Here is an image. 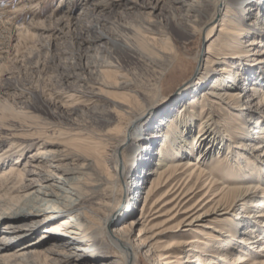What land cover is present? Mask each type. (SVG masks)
Wrapping results in <instances>:
<instances>
[{
  "label": "bare ground",
  "instance_id": "bare-ground-1",
  "mask_svg": "<svg viewBox=\"0 0 264 264\" xmlns=\"http://www.w3.org/2000/svg\"><path fill=\"white\" fill-rule=\"evenodd\" d=\"M118 1H98L95 6L97 13L92 17L94 19L84 26L90 41L97 45L98 52L107 50L111 54L110 47H106L111 45L113 51L127 53L132 56L133 61L151 58L154 53L159 60L169 58L173 48L170 37L166 30L154 28L155 21L152 19L166 3L169 19L176 25L185 30L190 27L195 32L199 30L195 23L204 21L205 28L202 30L205 29V38L212 37L215 31L223 38L220 68H214L215 74L210 77L206 73L199 75L185 87L181 97L183 94L185 97L190 96L189 99L185 98V107H177L180 110L177 109L174 120L168 115L170 110H164L161 102L157 103V88H160L157 79L150 90L153 91L151 102H140V106L137 102L138 111L133 109L127 100L129 97L136 100L138 91L131 89V82L126 78L119 61L116 64L103 61L96 69L99 80L95 81H90L86 75L67 73L65 78H72V87L65 86L61 92L50 94L51 100L61 108L76 110L78 103L87 105L94 98L99 100L103 96L115 108H120V115L128 116L124 130L119 136L116 134L111 149L114 168L110 171L103 170L105 159L99 157L96 149L99 141L94 145L84 143L82 134L77 131L76 123L72 121L68 125H75L73 128L48 122L24 127H2L5 131H0V139H12V143L8 150L0 153V262L135 264L137 252L141 250L151 264H221L222 259L230 255L240 263L244 261L249 264H264V116L256 112L258 107L262 108L258 105L264 104V71L257 70V66L264 63V48L259 50L252 46L262 45L264 42V26L261 25L264 21L260 22L258 15L259 12H264V0ZM245 2L249 8L243 16H251L250 23H245L240 16ZM114 6L119 8L116 14L120 17L132 14V18L138 22L115 27L119 31L127 30L130 35L115 36L114 29H107L106 25L110 22L108 14L115 10ZM143 8L147 11L144 12ZM158 32H161L159 37L155 35ZM248 34L252 39L244 47V38ZM129 36L134 38V44H130ZM246 46L249 48L246 49ZM210 51L208 47L206 53ZM195 58L200 61L199 55ZM236 76L238 78L234 80ZM110 78L113 79L112 82L108 81ZM80 82L89 87L80 88L77 84ZM203 87L208 88L205 93L209 96L201 93L198 99L195 93ZM104 88L124 91L117 96L115 92ZM253 99H256V106L252 105ZM213 102L229 104L237 110L236 115L243 110L252 111L243 116L241 123L235 127V141L232 136L224 137L220 134L219 128L222 125H219L220 121H216L212 114L200 115L194 109L196 105H201L202 113ZM129 106L128 111L126 108ZM143 116L146 119L144 126L149 128L136 134V124ZM154 117L157 119L154 120ZM195 118L200 119L196 133ZM154 124L155 127H161L160 130L165 128L163 133L158 128L153 130ZM239 129L245 132L241 133ZM156 138H159V142L156 148H152ZM33 141L40 142L36 150L20 164L18 159L21 152H15V148L26 149ZM242 147L253 152L262 150L261 153H252L253 157H262V160L256 162L249 157L245 158L237 149ZM126 150H133L134 156L137 155L135 158L133 156L128 169L118 157L120 151ZM12 156L17 158L13 162L10 161ZM154 156H158V159L153 168H149L148 161ZM214 157H217L220 164L224 161L225 176L218 177L208 165ZM6 161H9L8 165ZM48 161L47 167H44L43 164ZM130 172L131 182L127 184V190L131 192V200H127L120 214L115 215L116 210H113L99 217L97 210L88 202L102 183L103 176L120 182ZM151 176L153 180L142 191L140 181H146ZM181 176H184V183L176 187L174 193L178 192L172 200L180 197L175 204L180 206L178 211L184 213L176 226L179 231L177 236L181 237L184 231H196L192 226L202 215L196 212L189 214L199 201L193 199L199 191H203L201 197L212 191L215 184L218 201L213 209L222 207L223 211L219 214L229 215L226 222H223L224 228L215 227L214 230L218 233L216 235L211 234L210 230L200 229L197 232L199 236H194L193 239L175 241L160 238L156 235L161 232H156L150 238L154 242H146L142 238V229L134 232V228L146 221L147 213L156 207L159 200L156 201L157 198L151 201V196L162 182L166 183L169 179ZM54 188L61 190V193ZM167 203L169 202L164 201L163 205ZM135 209L139 210L136 218ZM66 213L70 215L63 216ZM202 227L210 226L205 224ZM70 243H74V246ZM108 246L115 248L120 260H109L104 253ZM70 247L75 249L72 251ZM77 251L84 253L79 254Z\"/></svg>",
  "mask_w": 264,
  "mask_h": 264
},
{
  "label": "rangeland",
  "instance_id": "rangeland-1",
  "mask_svg": "<svg viewBox=\"0 0 264 264\" xmlns=\"http://www.w3.org/2000/svg\"><path fill=\"white\" fill-rule=\"evenodd\" d=\"M98 1L101 0H0V131H5L2 130V127H24V125L40 124L43 122L73 128L75 125H68V123L72 121L76 123L78 128L77 131L82 134L81 137L84 143H91V145H94L99 141L100 144H96V149L100 154H98L99 157L101 156L103 160L105 159L103 168L105 172V170L110 171L114 168L111 149L116 134L119 136L124 130L123 128L128 120V116L127 114L120 115L118 112L120 108H115L111 102L103 98V96L99 100L94 98V101H92L93 103L91 102L87 105H84V102V104L78 103L76 105V110L61 108L58 103L51 100V95L61 92L65 86H69V88L72 87V78H65V75L67 73H79L84 76L86 75L90 81L99 80L96 69L103 61H112L114 64L117 63L116 61H119V63H122L126 78L131 82V89H136L138 91L136 100L140 99L139 101L130 97L129 100H127V102H130L133 109L138 111L139 107L136 106L137 102L138 105L140 102L146 104L151 102L153 91L150 90L152 89V83L157 79L160 85V88H157V103L161 102L160 104L164 107V110L166 108L170 110L168 115L174 120L177 109L185 107V98L189 99L190 95L188 94H190V91L186 94L188 97H185L184 94L183 97H181V93L184 91L185 87L194 82L199 75L206 73V76L210 77L215 74L214 68H220V63L222 62L221 53H223L222 49L224 45L223 38L221 39L219 37L217 31H215L210 38L204 37L205 29L202 30V28H205L204 21L195 23V26L199 28V30L195 32H193V30L191 31L190 27H187L188 30H185L183 27L176 25L174 21L169 19L170 13L165 3L160 13L157 15L155 13L152 19L155 21L154 28L166 30V34L170 37L173 48L171 49V54L168 55L169 58H166V60H159L157 59L158 56L154 53L151 58H142L141 61L135 59V61H133L131 60L132 56L129 54H119L117 51H113L114 48L111 47V45L106 46L107 48L110 47L109 51L111 54L107 52V50L98 52L96 50L97 45L95 42L90 41L88 38L89 33L84 29L85 24L88 22L90 23L91 20L94 19L92 17L97 13L95 6L99 3ZM114 2L119 1L114 0ZM211 8L212 7H210V10ZM248 8L249 5L247 2L241 7L242 12L240 16L245 23L251 22V16H243L244 12H248ZM114 9L115 10L110 11L108 14V21L110 22L106 25L107 29L111 28L112 31L114 29L115 32L113 35L115 36H118L117 34L130 35L127 30L124 31L120 29L121 33L119 30L115 29V27L118 28L119 26H128V24H138V22H136L135 18H132V14H126V17L124 16L122 18L116 14V10L119 8L114 6ZM143 10L144 12L147 11L145 8H143ZM183 10L182 8L181 13H183ZM258 15L260 17L259 21L263 22L264 12H259ZM261 25L264 26L263 23ZM155 35L159 37L161 36V32L155 33ZM250 39L252 38L249 34L244 38V47ZM129 41L130 44L135 43L132 37H130ZM252 46L261 50L264 48V42H262V45ZM208 47H210V53H206ZM248 48L246 46V49ZM197 55H199L200 61L195 58ZM217 61L220 62L217 63ZM236 70L240 71L239 69ZM257 70L264 71V63H260V65L257 66ZM237 78L236 76L234 80ZM108 81L112 82L113 79L110 78ZM77 84L78 86L80 85L82 89L84 87H89L85 83L80 82ZM207 89L208 88L203 87V89L200 88L197 90L195 94L198 96V99L201 93H203L204 96L208 95L205 93ZM104 90L115 92L117 96H119L118 94H120V92L124 91L115 90L113 88H104ZM103 94L107 95L106 93ZM108 96L113 97L111 94H108ZM179 98L182 100H179ZM255 100L256 99L252 100L253 106H256L254 103ZM258 106H262V108L258 107V111L256 112L264 116V104ZM209 107H211L212 110H207ZM205 108L206 109L202 113L201 105H196L194 109L196 113H200V115L206 116L207 113L212 114L216 121H220L219 125H222L219 128L220 134L224 137L232 136L234 141V135L236 134L235 127L241 123L243 116L252 112L243 110L240 114L236 115L237 110L232 108L229 104L215 102H213L211 106L207 105ZM126 109L129 111L130 106ZM253 109L256 110L257 108L253 107ZM161 112L165 113V111ZM144 116L140 118L136 124V134L147 131L149 128L144 126L146 120ZM154 118V120L157 119L156 117ZM199 121V118H195L194 133L198 130ZM158 122L159 119L157 123ZM145 128L147 129L145 130ZM157 128L158 130L161 129L159 126L155 127L154 124L153 130H157ZM247 129L246 127L245 130ZM164 130L162 129L160 132L163 133ZM245 130L243 131L245 132ZM239 131L243 133L242 130L239 129ZM140 136L139 134V137ZM154 140L155 144H153L154 146L152 145V148L157 147L159 138ZM39 142L40 141L30 142L28 144L29 147L26 149H21L23 147L15 148V152H21V156L18 159L20 164L23 163L28 155L36 150ZM11 143L12 139L1 138L0 153L8 150L10 148L9 144ZM244 143L247 142L244 141ZM243 148L244 147L237 149L239 152L243 153L245 158L249 157L256 162L262 160V157L257 159L252 155V153H261L262 150L253 152L248 148ZM226 151H224V153ZM134 154L135 151L133 150L120 151L118 157L123 161L122 164L124 167L127 168V166L130 165ZM136 156H134V158ZM16 159L15 156H12V160L10 161L13 162ZM157 159L158 156H154V158L151 157L148 161V167L153 168ZM8 162L6 161L5 163L8 165ZM48 163L49 161L45 162L43 164L44 167H47ZM217 163H219L217 157H214L213 160L209 161L208 165L212 167V171L215 172L218 177L222 175L225 176V169L223 168V166H225L224 161L218 165ZM130 176L131 172L125 174L124 180H120V182L103 176L102 183L97 188V193L95 192L92 195V199L88 202L91 207L97 210L99 217H103L105 214H109V211L113 210H116L115 215L122 212L121 210L124 204H127V202L131 200V192L127 190V184L131 182ZM152 180L153 177L151 176L146 178V181L144 179L140 181L143 188L142 191L146 190ZM183 183L184 176L173 178V180L169 179V182H162L160 187L151 196V201L157 198L156 201L159 200L156 207L147 213V216H149H146V221L142 219L141 221H143V223L134 228V232L138 229H142V232H144L142 238H144L146 242H154V240L150 241V238H152L153 234L156 232H161L156 235L160 238L175 241L178 239H193L194 236H199L197 232L200 229L210 230L211 234L216 235L218 233L215 232V227L224 228L223 222H226L229 215L219 214L223 211L221 210L222 207L213 209L215 207V202L218 201V197H216L217 189H214L216 187L215 184L212 191L207 192V194L202 197L203 191H199L193 199V201L197 199H199V201L194 205L195 207L189 214L196 212V214L202 215V218L196 221L192 226L196 231H184L181 237L177 236L179 231L176 230V226L184 217V213H180L181 210L178 211L180 206L177 207V204H175L180 197H177L175 201L172 200L176 197V193L178 192L175 191L174 193V190H176L178 185ZM62 188H64V186ZM54 190L61 193V190L57 188H54ZM163 200L169 203L163 205ZM137 205L138 203L136 206ZM136 209L134 210V212H136L134 218L139 214V210ZM43 215H45V213ZM69 215L70 213H66V215L63 216ZM63 216L62 218H64ZM205 224L210 227H202ZM50 227L48 226V228ZM237 227L239 229V226ZM243 230L244 229H242V231ZM98 241H100L99 238ZM70 245L74 246V243H70ZM74 249L71 248L70 250L73 251ZM104 251H106L104 253L109 257L110 261L121 259L120 256L116 255V250L112 246H108ZM77 252L79 253V251ZM80 253H84V251ZM137 254L138 256L135 260V264H151V261L148 260L141 250H139ZM231 256L233 255H230L226 259L223 258L221 264H249L244 261L240 263L234 260L235 258H231ZM95 262H98V260H95ZM0 264L3 263L0 262Z\"/></svg>",
  "mask_w": 264,
  "mask_h": 264
}]
</instances>
